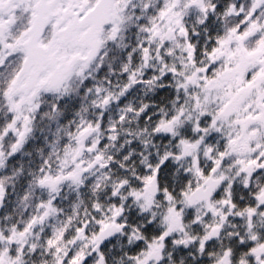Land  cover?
Returning <instances> with one entry per match:
<instances>
[{
    "label": "snow or ice",
    "instance_id": "obj_1",
    "mask_svg": "<svg viewBox=\"0 0 264 264\" xmlns=\"http://www.w3.org/2000/svg\"><path fill=\"white\" fill-rule=\"evenodd\" d=\"M0 264H264V0H0Z\"/></svg>",
    "mask_w": 264,
    "mask_h": 264
}]
</instances>
